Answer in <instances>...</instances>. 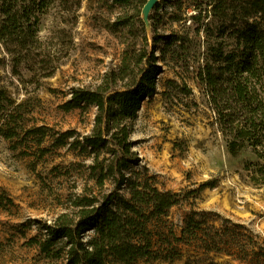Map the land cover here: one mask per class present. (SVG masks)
<instances>
[{
	"label": "trees",
	"instance_id": "16d2710c",
	"mask_svg": "<svg viewBox=\"0 0 264 264\" xmlns=\"http://www.w3.org/2000/svg\"><path fill=\"white\" fill-rule=\"evenodd\" d=\"M81 1L0 0V43L18 64L33 62L42 16L54 5L69 10ZM112 1L124 8L134 2ZM147 2L141 0L137 11L122 23L142 43L141 51L128 48L120 67L108 73L96 90L75 89L65 105L68 110L96 108L91 134L70 145L93 157L90 168L97 186L103 188L113 180L115 188L100 198L78 197L72 213H62L52 223H39V234L29 244L51 264H137L143 260L164 264L184 257L185 264H208L214 257L264 264L260 237L230 219L221 218L217 225L215 216L220 215L194 211L178 234L169 213L187 195L160 190L141 166L131 141V122L157 90L162 72L159 62L174 63L195 69L230 154L238 156L250 149L264 160V0H191L193 13L171 18L183 25L169 34L159 31L163 20L158 1L148 20L154 46L161 45L159 57L149 51L148 25L142 17ZM13 103L0 86V113L6 114L0 134L6 139L23 129L9 111ZM31 133L37 134L38 143L47 135L43 128ZM72 138V132L64 133L60 146ZM210 186L206 183L202 188Z\"/></svg>",
	"mask_w": 264,
	"mask_h": 264
},
{
	"label": "rangeland",
	"instance_id": "374dc122",
	"mask_svg": "<svg viewBox=\"0 0 264 264\" xmlns=\"http://www.w3.org/2000/svg\"><path fill=\"white\" fill-rule=\"evenodd\" d=\"M190 1L159 0L161 34L181 30L183 24L171 18L193 13ZM140 5L141 0L125 8L112 0H82L69 10L54 5L41 18L39 48L30 63L18 64L0 43V86L14 101L9 111L23 127L13 139L0 134V264H51L29 244L39 234V225L72 213L80 196L100 198L114 190L113 180L103 188L96 185L90 168L93 157L70 145L91 134L96 108L68 110L65 105L75 89L96 90L108 73L120 67L128 48L141 51L142 43L122 26ZM142 13L149 51L159 57L161 45L154 46L149 20ZM135 29L139 31V24ZM159 65L157 90L131 122V141L141 166L160 190L188 197L169 213L176 232L194 211L214 213L220 215L215 216L217 225L221 218L230 219L264 244V160L250 149L230 154L194 68ZM3 113L0 126L6 118ZM39 128L47 134L41 143L37 134H29ZM66 132L74 138L60 146ZM206 183L211 186L202 188ZM185 263L184 257L164 264ZM207 263L241 264L230 257H214Z\"/></svg>",
	"mask_w": 264,
	"mask_h": 264
},
{
	"label": "water",
	"instance_id": "95a60500",
	"mask_svg": "<svg viewBox=\"0 0 264 264\" xmlns=\"http://www.w3.org/2000/svg\"><path fill=\"white\" fill-rule=\"evenodd\" d=\"M158 1L159 0H148L147 4L144 7L145 15L147 16V18H149L152 9L154 8V6Z\"/></svg>",
	"mask_w": 264,
	"mask_h": 264
}]
</instances>
